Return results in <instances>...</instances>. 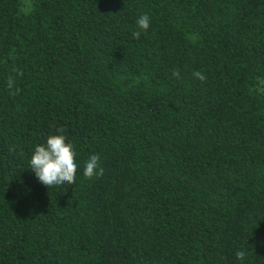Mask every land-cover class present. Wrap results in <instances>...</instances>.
Returning a JSON list of instances; mask_svg holds the SVG:
<instances>
[{
	"label": "trees",
	"instance_id": "trees-1",
	"mask_svg": "<svg viewBox=\"0 0 264 264\" xmlns=\"http://www.w3.org/2000/svg\"><path fill=\"white\" fill-rule=\"evenodd\" d=\"M23 5L0 0V264H264V0ZM56 134L80 167L48 190L28 161Z\"/></svg>",
	"mask_w": 264,
	"mask_h": 264
},
{
	"label": "clouds",
	"instance_id": "clouds-1",
	"mask_svg": "<svg viewBox=\"0 0 264 264\" xmlns=\"http://www.w3.org/2000/svg\"><path fill=\"white\" fill-rule=\"evenodd\" d=\"M136 26L139 29L132 33L133 37L138 38L141 32H145L150 27V18L147 14H140L136 18ZM194 75L203 80L201 73ZM100 156L91 154L83 165V175L91 178L100 175L103 169L100 167ZM80 167L76 159V151L73 145L66 142L63 134L50 135L42 144H37L32 150L28 161V169L34 173L38 183L51 188H63L65 185L74 183L77 170ZM245 253H236L238 259H243Z\"/></svg>",
	"mask_w": 264,
	"mask_h": 264
},
{
	"label": "rangeland",
	"instance_id": "rangeland-1",
	"mask_svg": "<svg viewBox=\"0 0 264 264\" xmlns=\"http://www.w3.org/2000/svg\"><path fill=\"white\" fill-rule=\"evenodd\" d=\"M23 10L24 11H29V9H30V0H23ZM263 88H264V86H263Z\"/></svg>",
	"mask_w": 264,
	"mask_h": 264
}]
</instances>
